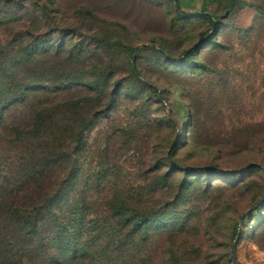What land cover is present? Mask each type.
<instances>
[{
  "label": "rangeland",
  "instance_id": "374dc122",
  "mask_svg": "<svg viewBox=\"0 0 264 264\" xmlns=\"http://www.w3.org/2000/svg\"><path fill=\"white\" fill-rule=\"evenodd\" d=\"M178 1L0 0V204L36 177L13 198L40 206L32 243L61 224L94 251L135 210L129 264H264V0ZM198 43L204 68L168 61ZM6 219L10 262H73L20 258Z\"/></svg>",
  "mask_w": 264,
  "mask_h": 264
},
{
  "label": "trees",
  "instance_id": "16d2710c",
  "mask_svg": "<svg viewBox=\"0 0 264 264\" xmlns=\"http://www.w3.org/2000/svg\"><path fill=\"white\" fill-rule=\"evenodd\" d=\"M214 3L219 2H226L228 4V7L231 9L236 4V0H212ZM177 5H179V1L177 0ZM179 12V7L177 9ZM204 13L208 16V12L203 7ZM213 27L216 26V23H212ZM206 36L205 38H207ZM211 40L210 37L206 39V41ZM205 42V41H203ZM201 43L196 44L195 46H191L190 49H186L181 56H179L177 59L168 58V61H170L172 64L178 67L183 66H193V67H201L204 68V65L198 64L197 62H191L189 59L194 53H198L199 47ZM153 47V46H152ZM159 47V46H158ZM128 52L133 54L135 52V48H127ZM154 49L166 57V54L164 52V49L162 47L155 48ZM133 62L131 65L133 73L137 76V70L136 65ZM79 81V79H77ZM87 87L94 86L93 83L87 81L86 82ZM79 103L78 100H73L68 102V106L71 108H75L77 104ZM3 117V114L0 111V118ZM40 120V118H35V121ZM30 134L33 135V133ZM36 135H40L41 130H36L34 132ZM21 137L20 131H17V134L15 138ZM21 139V138H20ZM254 166H258L257 164H254ZM22 180H19L16 183H13L12 187L10 189H7L9 192H6V202L2 201V208L0 212V218H7L6 220L9 221V223H5L4 228H8L9 226L17 229V235L14 238L16 240V243L18 244V248H20L23 253H21L20 258L27 255L29 257L30 252L37 251L43 249V246H45V254H42L41 256L45 255V260L54 262V256L52 255V249L56 250L58 255H55L57 259H67L66 263L74 264L75 261L79 258H83L86 260L87 264H129L127 260V253L128 248L131 246L132 248L138 245L139 240L137 239L139 236V233L143 230L144 225L146 224L148 218L147 215L138 212L135 210H132L131 214H127L125 210H115V213L112 215L114 218H117V224L112 228L113 235L109 239H101V233L103 232V229L105 230V227L103 225H98L97 228V234L99 241L94 240V251H92L89 247H85L82 244H79L78 247H75L71 244V240H67L63 243V239L67 238V232L69 230V227L67 225H64L61 227V224L57 227L55 231L51 235H49L46 240H37V242L32 243L31 239H26L29 234L31 236H37L38 235V224L36 221V214L39 213L40 206H32L31 210L30 208H21L18 207L14 202L13 198L17 196V194L22 190V188L25 186L28 179L32 180L36 177L31 175V173L28 175L27 179V173L24 176L22 174ZM5 187V186H4ZM1 194V193H0ZM50 197L45 201L46 203L50 201ZM44 202V203H45ZM42 203V204H44ZM41 204V206H42ZM117 211V212H116ZM240 223V222H239ZM94 227V229H96ZM109 229L107 232L111 233V226L109 225ZM3 232V228L0 227V235ZM22 233V234H21ZM106 233V232H104ZM239 233V224L236 229L235 236H238ZM103 234V233H102ZM234 236V240L236 242L237 237ZM13 240V241H14ZM27 240V241H22ZM0 244V264H17L9 261L8 255H11L13 257V254H11L9 247H13V243L11 241H1ZM74 242V241H73ZM236 258V256H235ZM237 261V260H236ZM20 263V262H18ZM131 264V263H130ZM132 264H139V263H132ZM237 264H240L237 261Z\"/></svg>",
  "mask_w": 264,
  "mask_h": 264
},
{
  "label": "water",
  "instance_id": "95a60500",
  "mask_svg": "<svg viewBox=\"0 0 264 264\" xmlns=\"http://www.w3.org/2000/svg\"><path fill=\"white\" fill-rule=\"evenodd\" d=\"M173 2H174V4H176V0H173ZM152 46L155 47V48H159L158 46H156V45H154V44H153ZM190 48H191V47H190ZM190 48H188V49H190ZM188 49H187V50H188ZM254 207H255V205H254L252 208H254ZM243 216H244V214L240 217L239 222H241ZM235 237H237V236H235ZM235 239H236V238H235ZM234 248H235V240H234V242H233L232 249L234 250ZM232 261H233L234 264H237V261H236V258H235V255H234V254L232 255Z\"/></svg>",
  "mask_w": 264,
  "mask_h": 264
}]
</instances>
